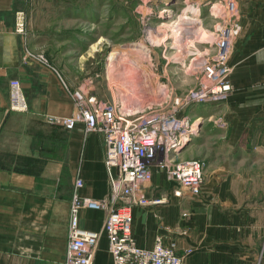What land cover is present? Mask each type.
Listing matches in <instances>:
<instances>
[{
	"label": "crops",
	"instance_id": "1",
	"mask_svg": "<svg viewBox=\"0 0 264 264\" xmlns=\"http://www.w3.org/2000/svg\"><path fill=\"white\" fill-rule=\"evenodd\" d=\"M40 1L45 0H0V264H64L75 181H82L76 192L83 198L100 200L110 191L102 136L84 133L81 123L67 131L46 122L48 117L70 116L73 101L56 73L24 60V54L30 47H44L41 40L48 39L50 29L39 25L38 16L70 13L33 6ZM235 1L241 29L229 60L233 91L224 103L190 107L198 112L205 108L192 111L191 118L207 119L205 132L202 123L192 139L196 148L184 159L205 162L201 195L173 196L174 183L152 169L147 198L162 202L132 210L138 247L152 249L161 235L165 244H175L184 264L262 263L264 0ZM20 14L21 34L16 31ZM181 17L177 25L165 27L176 47ZM195 31L181 35L185 47ZM46 55L72 90L79 77L64 66L70 57ZM11 80L20 83L27 112L8 110ZM217 119L225 126L219 127ZM104 219V212L84 209L79 226L100 232ZM93 264H112L104 234Z\"/></svg>",
	"mask_w": 264,
	"mask_h": 264
},
{
	"label": "built area",
	"instance_id": "2",
	"mask_svg": "<svg viewBox=\"0 0 264 264\" xmlns=\"http://www.w3.org/2000/svg\"><path fill=\"white\" fill-rule=\"evenodd\" d=\"M208 4L209 15L215 21L209 31L211 40L204 44H209L211 51L203 50L198 56L196 84L183 95H177L168 83L157 82L155 88L149 84L150 90H145L154 98L129 95L125 105L113 99L98 101L89 93L90 79L82 81L72 91L44 53L25 52L24 60L33 59L56 73L73 101L70 116L48 117L46 122L67 131L81 123L84 133H99L104 141V165L110 191L100 200L83 198L76 192L82 187V181H75L64 264H93L102 234L107 238L112 264H184L175 244H165L161 235L156 237L152 249L138 247L132 233V210L162 202H151L147 198L152 169L162 172L174 183L173 196L198 198L201 195L204 162L178 159L181 150L196 134L200 119H191L182 112L191 106L224 103L230 97L233 86L229 80L232 73L229 59L241 29L235 0H213ZM164 9L158 11L157 16H169L170 13H162ZM149 14L142 18L147 24L146 33H151ZM22 20L23 16L18 15L16 31L20 34L23 33ZM193 52L190 53L192 58L195 57ZM8 110L19 113L28 110L17 80L9 82ZM217 124L225 126L220 119ZM84 209L105 213L100 232L80 228L79 213Z\"/></svg>",
	"mask_w": 264,
	"mask_h": 264
},
{
	"label": "rangeland",
	"instance_id": "3",
	"mask_svg": "<svg viewBox=\"0 0 264 264\" xmlns=\"http://www.w3.org/2000/svg\"><path fill=\"white\" fill-rule=\"evenodd\" d=\"M210 1L213 2V0L40 1L37 6L35 4L33 6L44 8V11L56 9L57 13L64 10L70 15L38 16L39 25H46L42 28L50 29L45 33L48 39L41 40L44 47H30L29 51L36 54L44 53L46 57L47 52L61 57H70V62L64 66L72 75L79 77V81L72 87V91L82 81L90 79L92 89L89 93L95 96L98 101L113 99L121 102L122 93H119L117 88L124 89L125 87L127 91L135 92L134 87L138 88L137 81L142 83L144 89L142 93L139 91L141 94H135V97L154 98V96L148 95L151 93L146 91L150 90L147 88L148 84L155 88L157 82L168 83L177 95H183L196 84L195 66L200 62L198 56L203 50L211 51V46L204 44L211 40L209 31L215 21L208 12ZM163 8H166L162 11L163 14H169L168 10H171L169 16H157L158 11ZM189 8L199 9L200 26L197 27V30H200L199 34L198 32L195 34L198 41L193 40L195 37L191 38L190 42L187 41L186 47L185 44L177 41L178 44H176L180 50L177 52L172 40H169L170 37L163 42V38L158 34L166 33L167 28L165 27L167 26L177 25L180 17ZM148 13H151L148 23L151 33H146L147 24L142 19ZM36 19L37 17L33 16L31 21ZM33 21L32 23L35 25ZM169 34L171 35V33ZM97 41H99V45L95 46ZM195 50L199 53L197 54ZM191 52L195 53V57H191ZM125 54L131 55V61L134 64L140 55L145 59L139 61L142 63L139 64L140 66L138 65L139 67H135L127 63L126 58H122ZM125 63L127 64L125 65ZM124 77H127L124 79L126 83L122 80ZM126 97L129 96L126 95ZM203 109H200L199 112L201 113ZM192 111L199 113L198 110L190 107L184 109L183 113L191 118ZM199 119L197 132L182 149L183 151L181 150L182 154L178 156L179 160L185 161L184 159L188 158V153L196 148L192 146L191 142L198 136L202 123L203 132L206 130L207 119L201 117ZM201 135L205 136L203 133ZM261 262L264 264V250Z\"/></svg>",
	"mask_w": 264,
	"mask_h": 264
},
{
	"label": "bare ground",
	"instance_id": "4",
	"mask_svg": "<svg viewBox=\"0 0 264 264\" xmlns=\"http://www.w3.org/2000/svg\"><path fill=\"white\" fill-rule=\"evenodd\" d=\"M189 10V11H188ZM168 13H170V12H168ZM190 13V14H189ZM198 16H199V10L198 9H194V8H189V9H187L186 11H185V13L183 14V16L181 17V21H180V23H179V26L181 27H178V28H176V33H177V39H178V42H182L181 41V35L182 34H184V33H186V32H188L187 30H189L190 32H192V31H195V29L197 28V26H198V24L197 23H199L200 22V20L198 19ZM180 20V19H179ZM199 30L200 29H198L197 31H196V34H197V32H198V34H199ZM173 33V32H172ZM159 35V37H161V38H163V42H165V41H167V39H169V37H166V33H164V32H162L161 34H158ZM169 36V35H168ZM173 36H174V34H173ZM196 36L197 35H195V39H193L194 41L196 40V41H198L197 39H196ZM172 37V36H171ZM170 37V39L169 40H172L173 41V44H174V39H172ZM174 37H176V34H175V36ZM199 37V36H198ZM210 37H211V35H210ZM207 39V38H206ZM176 40V39H175ZM192 40V41H193ZM205 40V39H204ZM191 40H189V42H190ZM208 42V41H207ZM176 47V46H175ZM176 49H177V52H179V48L178 47H176ZM121 56V55H120ZM131 55L130 54H125L124 55V57L122 56V58H126L125 60L126 61H128L127 63H130L131 65H133V66H135V67H137L139 64H142V63H140L139 61L140 60H144L145 58H144V56H139V57H137L136 59H137V62H136V64H134V62L133 61H131V57H130ZM182 58V56L180 57V59ZM122 60V59H121ZM125 61V62H126ZM178 61V60H177ZM124 63V62H123ZM127 63H125V65L127 64ZM122 64V63H121ZM130 64H128V65H130ZM140 66V65H139ZM138 66V67H139ZM109 68H110V66H109ZM108 68V69H109ZM125 78H127V77H124V78H122V80H123V82H125L126 83V80H124ZM130 78V77H129ZM143 80V79H142ZM145 81V80H144ZM136 84H138V88L137 87H134L135 88V92H133V91H127L126 89H125V87H124V89H121V88H117V90H118V92L119 93H122L121 94V96H120V98H121V102H122V104H124L125 105V100H127V98H126V95L127 96H129V95H137V94H141L142 93V91H143V85H142V83H140L139 81H137V83ZM149 85V84H148ZM152 86V85H151ZM139 91L141 92V93H139ZM151 92H152V90H151ZM125 93V94H124Z\"/></svg>",
	"mask_w": 264,
	"mask_h": 264
},
{
	"label": "water",
	"instance_id": "5",
	"mask_svg": "<svg viewBox=\"0 0 264 264\" xmlns=\"http://www.w3.org/2000/svg\"><path fill=\"white\" fill-rule=\"evenodd\" d=\"M184 149V148H183Z\"/></svg>",
	"mask_w": 264,
	"mask_h": 264
}]
</instances>
